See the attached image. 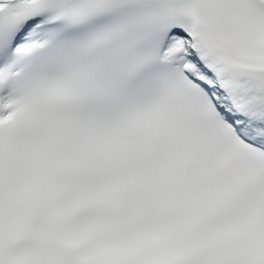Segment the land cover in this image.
Instances as JSON below:
<instances>
[{
	"label": "snow or ice",
	"instance_id": "snow-or-ice-1",
	"mask_svg": "<svg viewBox=\"0 0 264 264\" xmlns=\"http://www.w3.org/2000/svg\"><path fill=\"white\" fill-rule=\"evenodd\" d=\"M0 264H264V0H0Z\"/></svg>",
	"mask_w": 264,
	"mask_h": 264
}]
</instances>
